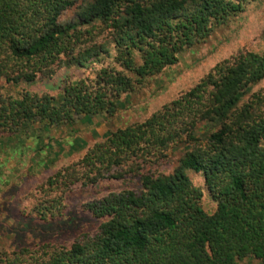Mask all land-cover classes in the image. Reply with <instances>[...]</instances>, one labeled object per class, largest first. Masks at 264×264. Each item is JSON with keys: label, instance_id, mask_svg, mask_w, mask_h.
Segmentation results:
<instances>
[{"label": "trees", "instance_id": "obj_1", "mask_svg": "<svg viewBox=\"0 0 264 264\" xmlns=\"http://www.w3.org/2000/svg\"><path fill=\"white\" fill-rule=\"evenodd\" d=\"M70 8L72 18L60 21ZM240 10L241 0H0V81L30 82L61 65L84 69L108 53L103 37L113 50L112 64L92 77L65 80L58 100L29 91L0 97V136L33 122L70 125L80 114H113L119 96ZM263 77L264 53L238 50L142 121L107 131L35 185L25 214L60 218L74 185L127 178L136 188L83 203L100 219L92 231L65 245L0 250V264H264V87L250 92ZM175 149L178 164L161 173ZM186 169L200 172L211 212Z\"/></svg>", "mask_w": 264, "mask_h": 264}, {"label": "rangeland", "instance_id": "obj_2", "mask_svg": "<svg viewBox=\"0 0 264 264\" xmlns=\"http://www.w3.org/2000/svg\"><path fill=\"white\" fill-rule=\"evenodd\" d=\"M72 16L70 8L59 19L67 21ZM263 27L264 0H241V10L224 24L213 28L202 42L182 51L174 64L149 78L143 86L119 96L113 114H80L70 125L46 126L33 122L11 136H0V250L12 251L41 243L65 245L79 234L92 231L100 219L82 210V204L110 191L134 190V179L110 178L100 179L93 185H74L64 194L62 216L48 222L25 214L35 185L57 168L78 160L107 131L145 119L162 104L193 86L218 61L238 50L264 53ZM99 41L104 43L109 54L93 57L84 69L61 65L51 76H38L30 82L12 84L0 81V97L18 96L23 91H29L49 93L58 100L65 80L90 78L99 67L112 64L110 55L113 50L109 39L103 37ZM135 61L139 63L140 59L135 56ZM263 87L264 77L250 85V92ZM179 156L180 149L170 152L159 166V171H171L178 164ZM185 173L191 183L201 190L202 208L211 212L214 202L204 187L200 172L186 169ZM238 264L258 263L255 259H244Z\"/></svg>", "mask_w": 264, "mask_h": 264}]
</instances>
